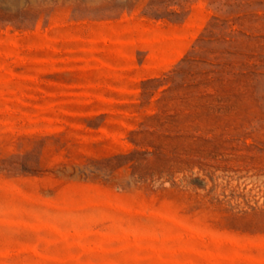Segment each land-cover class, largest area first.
Wrapping results in <instances>:
<instances>
[{
	"label": "rangeland",
	"instance_id": "obj_1",
	"mask_svg": "<svg viewBox=\"0 0 264 264\" xmlns=\"http://www.w3.org/2000/svg\"><path fill=\"white\" fill-rule=\"evenodd\" d=\"M0 264H264V0H0Z\"/></svg>",
	"mask_w": 264,
	"mask_h": 264
}]
</instances>
